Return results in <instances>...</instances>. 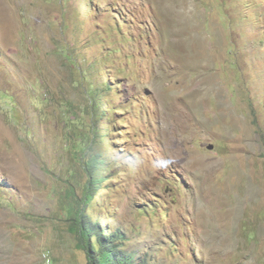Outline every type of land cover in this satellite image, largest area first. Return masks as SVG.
<instances>
[{
	"label": "rangeland",
	"instance_id": "rangeland-1",
	"mask_svg": "<svg viewBox=\"0 0 264 264\" xmlns=\"http://www.w3.org/2000/svg\"><path fill=\"white\" fill-rule=\"evenodd\" d=\"M91 181L133 264H264V0H0V264H88Z\"/></svg>",
	"mask_w": 264,
	"mask_h": 264
},
{
	"label": "trees",
	"instance_id": "trees-1",
	"mask_svg": "<svg viewBox=\"0 0 264 264\" xmlns=\"http://www.w3.org/2000/svg\"><path fill=\"white\" fill-rule=\"evenodd\" d=\"M95 108V106L92 107V114L98 117V121H100L101 114L95 111ZM98 124L94 123V136H100V134L96 133V129L102 132ZM88 138L89 144L85 148H75L76 153L83 151L82 153L87 155L92 150L93 137L89 136ZM98 163L95 161L92 166L95 167ZM96 185L97 183H92L91 181L87 185L84 197L80 200L75 198L73 204L69 206V215L72 220L70 230L77 236L80 249L87 253L88 264H133L131 258L126 256L123 251L118 253L121 246H116L113 243L115 241L114 237L109 243L106 242L104 231L100 230L99 223L94 224L83 210L82 204H86L90 200L93 195V187Z\"/></svg>",
	"mask_w": 264,
	"mask_h": 264
},
{
	"label": "water",
	"instance_id": "water-1",
	"mask_svg": "<svg viewBox=\"0 0 264 264\" xmlns=\"http://www.w3.org/2000/svg\"><path fill=\"white\" fill-rule=\"evenodd\" d=\"M210 149H212V147H210Z\"/></svg>",
	"mask_w": 264,
	"mask_h": 264
}]
</instances>
